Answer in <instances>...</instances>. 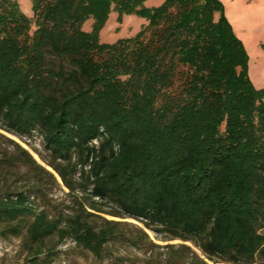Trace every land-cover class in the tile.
Segmentation results:
<instances>
[{
	"label": "trees",
	"instance_id": "obj_1",
	"mask_svg": "<svg viewBox=\"0 0 264 264\" xmlns=\"http://www.w3.org/2000/svg\"><path fill=\"white\" fill-rule=\"evenodd\" d=\"M30 1L33 17L0 0V129L41 136L71 205H36L54 176L16 145L7 162L23 160L38 188L0 190V236L21 238L30 264H51L66 242L102 257L123 233L95 212L113 205L211 261L264 259V89L224 4ZM113 12L147 24L104 43Z\"/></svg>",
	"mask_w": 264,
	"mask_h": 264
},
{
	"label": "rangeland",
	"instance_id": "obj_2",
	"mask_svg": "<svg viewBox=\"0 0 264 264\" xmlns=\"http://www.w3.org/2000/svg\"><path fill=\"white\" fill-rule=\"evenodd\" d=\"M226 9L235 34L243 42L249 55V75L258 89H264V0H220ZM22 10L33 17L30 0H19ZM164 0H149L148 7L161 5ZM92 21L86 23L84 29L90 31ZM147 22L137 16H126L122 23L117 22V14L113 12L110 20L101 34V41L114 43L119 39L134 37ZM56 68L61 64L54 59ZM0 190H29L38 188L32 182L33 175L30 166L23 160L15 158L19 149H25L32 158L47 171L53 178L44 177L39 187L42 192L32 191V200L36 205L49 206L55 213L68 211L71 205L69 190L63 184L58 173L47 164L49 154L41 136L35 132L32 136H20L0 129ZM103 213L95 212L101 217L117 223L116 228L123 234L118 240L111 242L103 251L102 257H96L88 251L75 247L71 242H66L59 248L51 264H231L221 259L209 260L203 252L190 242L181 240L165 241L160 234L147 228L143 223L126 217H116L113 213L116 207L102 205ZM138 239L139 246L134 247L132 241ZM55 241V240H54ZM53 241V242H54ZM185 245L188 248H183ZM169 246H174L178 253L182 252L183 258L179 261L170 260L174 251ZM0 264H30L27 252L22 246V239L9 236L4 239L0 236ZM251 264H264V259H257Z\"/></svg>",
	"mask_w": 264,
	"mask_h": 264
}]
</instances>
